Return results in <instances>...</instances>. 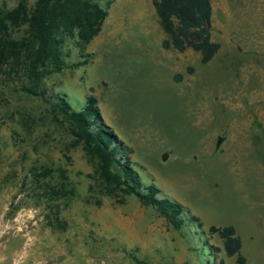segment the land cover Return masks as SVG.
Returning a JSON list of instances; mask_svg holds the SVG:
<instances>
[{"label":"rangeland","instance_id":"1","mask_svg":"<svg viewBox=\"0 0 264 264\" xmlns=\"http://www.w3.org/2000/svg\"><path fill=\"white\" fill-rule=\"evenodd\" d=\"M210 30L220 48L202 64L191 49L162 47L154 0H114L87 64L45 80L74 110L93 94L142 180L201 228L186 220L175 230L134 196L100 193L85 154L68 149L46 107L11 90L0 108V264H237L210 226H232L245 264H264V0H213ZM79 60L70 47L66 63ZM42 167L53 182L59 169L68 177L72 195L55 203L66 230L47 224L53 215L31 175Z\"/></svg>","mask_w":264,"mask_h":264},{"label":"trees","instance_id":"2","mask_svg":"<svg viewBox=\"0 0 264 264\" xmlns=\"http://www.w3.org/2000/svg\"><path fill=\"white\" fill-rule=\"evenodd\" d=\"M36 0L29 6L18 0L12 8L0 7V108L8 101V91L37 99L46 107L47 118L65 134L68 149L80 148L92 167L91 179L99 192L110 197L134 196L141 205L153 208L175 229L182 230L186 220L201 228L199 219L189 214L177 202L161 196L154 184H146L129 158L131 149L102 119L98 101L93 94L86 97L80 109L74 110L65 95L48 91L45 80L65 69H77L87 64L90 54L87 45L98 35L114 0ZM159 25L167 39L164 49L178 52L191 49L200 54L207 64L218 52L220 45L211 39V0H154ZM70 47L79 51L80 59L67 64ZM189 74L193 73L188 68ZM181 75L175 76L179 82ZM92 92V89H90ZM27 116L23 119L28 126ZM53 170L33 169L32 183L40 190L39 198L53 217L47 224L53 229L66 230L67 222L60 217L58 200L69 198L65 170L59 169L58 180L53 182ZM210 235L223 242L227 257L236 256L237 264H245L240 255L241 241L232 226H210ZM215 253L220 248H214ZM138 264H147L139 261ZM222 264V263H220Z\"/></svg>","mask_w":264,"mask_h":264},{"label":"water","instance_id":"3","mask_svg":"<svg viewBox=\"0 0 264 264\" xmlns=\"http://www.w3.org/2000/svg\"><path fill=\"white\" fill-rule=\"evenodd\" d=\"M222 141H223V138L222 137H219L217 139L216 147H218L221 144Z\"/></svg>","mask_w":264,"mask_h":264},{"label":"crops","instance_id":"4","mask_svg":"<svg viewBox=\"0 0 264 264\" xmlns=\"http://www.w3.org/2000/svg\"><path fill=\"white\" fill-rule=\"evenodd\" d=\"M211 8H212V15H211V21L213 20V0H211ZM212 39V36H211Z\"/></svg>","mask_w":264,"mask_h":264}]
</instances>
